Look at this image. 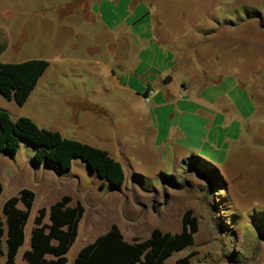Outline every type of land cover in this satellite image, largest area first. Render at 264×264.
<instances>
[{
	"label": "rangeland",
	"instance_id": "374dc122",
	"mask_svg": "<svg viewBox=\"0 0 264 264\" xmlns=\"http://www.w3.org/2000/svg\"><path fill=\"white\" fill-rule=\"evenodd\" d=\"M142 1L155 14L160 34L164 28L169 31L166 36L187 64L179 75L212 83L222 75L233 74L248 84L255 95L257 117L247 128L238 152L222 165L202 153H192L180 163L160 155L148 164L140 156L117 153L119 144L97 143L95 127H86L84 141L88 139L104 150L110 147L112 157L123 165L127 181L118 190L102 185L97 174L80 159L74 160L72 169L65 172L47 167L46 163L34 164L36 147L24 140L16 155L0 152L2 220L8 199L24 189L36 196L25 228V244L18 252L16 264H28L23 253L30 248L39 210H49L63 196H70L72 205L79 203L85 210L78 238L67 254L68 264H73L85 246L113 225L119 227L126 240L144 241L155 229L181 232L187 211L199 222L195 245L175 253L168 264H176L193 252L196 255L192 264H264V0ZM91 2L0 0V28L7 47L0 54V62L38 59L50 63L37 87L35 101L20 107L0 94V110L6 111L13 121L29 117L47 129L50 114L52 118L57 116L49 113L55 110L53 103L64 109L59 117L64 118L65 114L69 119L71 111L64 101L70 103L86 97L88 101L100 102L102 109L88 110L83 122L93 119L108 131L109 112L113 108L111 96L104 93L102 82L95 79L99 73L95 66L78 61L79 56L87 57L85 48L93 40L76 36L74 26H85L79 13ZM73 44H77L75 49ZM72 105L78 109L76 104ZM129 124L121 131L125 135L129 132V137L120 141L142 142V130ZM106 137L110 139L109 135ZM19 207L23 205L20 203ZM0 264H6L5 255L0 254Z\"/></svg>",
	"mask_w": 264,
	"mask_h": 264
},
{
	"label": "crops",
	"instance_id": "0c3cea01",
	"mask_svg": "<svg viewBox=\"0 0 264 264\" xmlns=\"http://www.w3.org/2000/svg\"><path fill=\"white\" fill-rule=\"evenodd\" d=\"M79 15L85 26H74L76 36L93 43L85 48L87 57L79 56L78 61L95 66L99 72L95 79L102 82L104 93L111 96L108 131L93 119L83 122L88 110L102 109L100 102L88 101L86 97L70 103L64 101L71 111L69 119L65 114L64 118L59 117L64 109L53 103L55 110L49 113L57 116L52 118L50 114L47 129L92 145L88 139L84 141L83 134L86 127H95L97 143L119 144L120 148L114 149L117 153L140 156L148 164L160 155L180 163L192 153H202L222 165L230 153L239 150L247 128L258 114V102L248 84L233 74L222 75L212 83L184 79L178 72L187 64L180 51L172 47L173 41L166 36L169 31L164 28L160 34L155 14L142 0H92ZM6 48L0 28V54ZM168 76L172 80L164 84ZM203 76L207 78L206 74ZM38 85L26 104L35 101ZM129 123L142 130V142L120 141L129 137V132L121 134ZM107 148L113 156L111 148Z\"/></svg>",
	"mask_w": 264,
	"mask_h": 264
},
{
	"label": "trees",
	"instance_id": "16d2710c",
	"mask_svg": "<svg viewBox=\"0 0 264 264\" xmlns=\"http://www.w3.org/2000/svg\"><path fill=\"white\" fill-rule=\"evenodd\" d=\"M49 66L48 61L38 59L21 63L0 62V94L18 106H24ZM23 140L36 147L33 157L36 165L46 163L47 167L65 172L72 169L74 160L80 159L97 174L102 185L108 184L112 190H118L126 184L123 165L108 151L65 138L59 132L38 126L29 117L13 121L6 111L0 110V152L16 155ZM234 154L236 152L230 153L229 157ZM196 159L205 162L200 157ZM3 191L0 183V197ZM35 198L33 191L24 189L4 203L5 220L0 217V254L6 256V264H16L18 252L25 244V228ZM20 203L23 208L19 207ZM84 211L81 204L72 205L70 196H63L49 210L40 209L34 220L30 248L23 253V259L28 264H68L67 254L78 238ZM198 232L199 222L191 211L183 216L181 232L155 229L144 241L126 240L119 227L113 225L85 246L73 264H168L175 253L195 245ZM195 255L193 252L182 257L176 264H192Z\"/></svg>",
	"mask_w": 264,
	"mask_h": 264
},
{
	"label": "water",
	"instance_id": "95a60500",
	"mask_svg": "<svg viewBox=\"0 0 264 264\" xmlns=\"http://www.w3.org/2000/svg\"><path fill=\"white\" fill-rule=\"evenodd\" d=\"M171 80H172V77H171V76L167 77L166 80L164 81V84L169 83ZM86 164H87V163H86ZM87 167L89 168L88 164H87ZM89 170H90V168H89ZM101 181H102V180H101Z\"/></svg>",
	"mask_w": 264,
	"mask_h": 264
}]
</instances>
